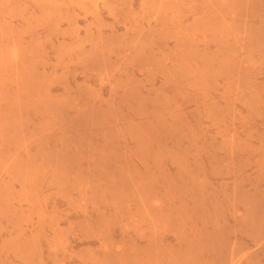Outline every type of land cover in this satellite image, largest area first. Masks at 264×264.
Wrapping results in <instances>:
<instances>
[{"label":"rangeland","instance_id":"374dc122","mask_svg":"<svg viewBox=\"0 0 264 264\" xmlns=\"http://www.w3.org/2000/svg\"><path fill=\"white\" fill-rule=\"evenodd\" d=\"M0 264H264V0H0Z\"/></svg>","mask_w":264,"mask_h":264}]
</instances>
